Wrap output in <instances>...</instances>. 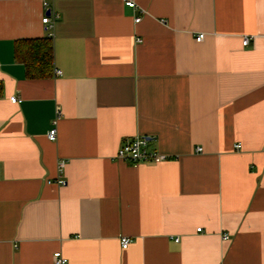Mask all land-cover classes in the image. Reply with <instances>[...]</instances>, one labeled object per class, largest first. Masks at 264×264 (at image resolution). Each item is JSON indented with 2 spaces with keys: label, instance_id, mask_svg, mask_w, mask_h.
<instances>
[{
  "label": "crops",
  "instance_id": "crops-1",
  "mask_svg": "<svg viewBox=\"0 0 264 264\" xmlns=\"http://www.w3.org/2000/svg\"><path fill=\"white\" fill-rule=\"evenodd\" d=\"M52 2L51 36L0 0V264H264V0ZM46 36L30 78L17 41ZM139 134L168 160L117 159Z\"/></svg>",
  "mask_w": 264,
  "mask_h": 264
},
{
  "label": "built area",
  "instance_id": "built-area-1",
  "mask_svg": "<svg viewBox=\"0 0 264 264\" xmlns=\"http://www.w3.org/2000/svg\"><path fill=\"white\" fill-rule=\"evenodd\" d=\"M53 0H41V3H43V8L45 11L44 18H43V23L46 25V30L50 32L49 35L52 34V28L54 27L56 21L60 18L59 12L55 11L52 8V2ZM126 5L133 8L136 7L137 4L135 0H126ZM141 17L136 18V21H140ZM253 36H245L244 37V45H249L251 43V38ZM205 38V33L200 32L196 35V41L200 42ZM141 41V39H138ZM55 74L60 75L61 71L58 69H55ZM20 98L18 96H12L11 101L14 103L19 102ZM58 129L57 126L55 125L49 130L48 133V138L50 140L55 141L58 139ZM242 146L241 143L237 144L236 148H240ZM198 151H202L203 147L199 146L197 148ZM116 158L121 160V161H128L132 163L133 165H138V164H158L162 163L168 160L169 156L168 154H164L159 151L156 147L151 145V139L150 137L146 135H137L136 137H131L124 139L121 147L118 149V152L116 154ZM58 165V180L57 182L61 185H65L67 182V179L65 177V168L67 165V162L64 160H60ZM198 228V230H200ZM230 238V235L224 234L223 239L227 240ZM177 241H179V238H176ZM131 238L126 237L122 238L121 240V246L122 248L126 249L130 244H131ZM54 263L55 264H69V259L68 257L65 256V254L58 250L54 252L53 255Z\"/></svg>",
  "mask_w": 264,
  "mask_h": 264
},
{
  "label": "trees",
  "instance_id": "trees-1",
  "mask_svg": "<svg viewBox=\"0 0 264 264\" xmlns=\"http://www.w3.org/2000/svg\"><path fill=\"white\" fill-rule=\"evenodd\" d=\"M54 46L52 37L22 39L16 44V57L24 62L27 76L30 78H47L53 71ZM4 84L0 81V97Z\"/></svg>",
  "mask_w": 264,
  "mask_h": 264
},
{
  "label": "water",
  "instance_id": "water-1",
  "mask_svg": "<svg viewBox=\"0 0 264 264\" xmlns=\"http://www.w3.org/2000/svg\"><path fill=\"white\" fill-rule=\"evenodd\" d=\"M151 138H152V137H151ZM151 138H150V139H151Z\"/></svg>",
  "mask_w": 264,
  "mask_h": 264
}]
</instances>
